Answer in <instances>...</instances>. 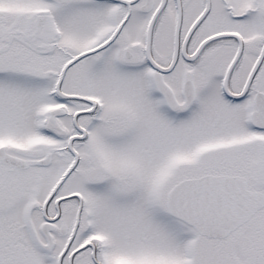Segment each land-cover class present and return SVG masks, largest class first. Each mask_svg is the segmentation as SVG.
<instances>
[{
	"label": "snow or ice",
	"instance_id": "1",
	"mask_svg": "<svg viewBox=\"0 0 264 264\" xmlns=\"http://www.w3.org/2000/svg\"><path fill=\"white\" fill-rule=\"evenodd\" d=\"M0 264H264V0H0Z\"/></svg>",
	"mask_w": 264,
	"mask_h": 264
}]
</instances>
